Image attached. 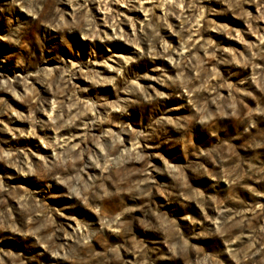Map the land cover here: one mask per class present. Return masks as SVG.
<instances>
[{"label":"rangeland","instance_id":"1","mask_svg":"<svg viewBox=\"0 0 264 264\" xmlns=\"http://www.w3.org/2000/svg\"><path fill=\"white\" fill-rule=\"evenodd\" d=\"M0 264H264V0H0Z\"/></svg>","mask_w":264,"mask_h":264}]
</instances>
